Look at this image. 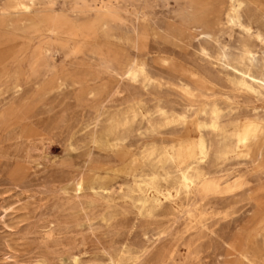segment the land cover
Masks as SVG:
<instances>
[{
    "label": "rangeland",
    "instance_id": "1",
    "mask_svg": "<svg viewBox=\"0 0 264 264\" xmlns=\"http://www.w3.org/2000/svg\"><path fill=\"white\" fill-rule=\"evenodd\" d=\"M20 1L0 0V264H264V145L235 152L264 91L234 70L251 49L264 76V0Z\"/></svg>",
    "mask_w": 264,
    "mask_h": 264
},
{
    "label": "bare ground",
    "instance_id": "2",
    "mask_svg": "<svg viewBox=\"0 0 264 264\" xmlns=\"http://www.w3.org/2000/svg\"><path fill=\"white\" fill-rule=\"evenodd\" d=\"M242 7H243L242 3H239V2L236 3L235 12L230 17V22L232 24L235 25L241 21L242 16L240 12L242 11ZM26 10H27V7L20 0H10L7 12L9 11L19 12V11H26ZM257 40L259 43L264 45V34L259 33L257 35ZM255 59H256L255 52L251 49L246 50V57L243 59V61L239 65L238 69H234V70L236 71V74H238V76L240 77L239 85L242 88L246 89L247 91H250L251 93L260 96L261 91H264V76L255 75L254 73ZM158 61H159V64H161L162 66L169 68V69L176 70L180 72L181 74H183L184 76H186L187 78H189L190 80L196 82L197 84L203 85L204 83L203 80L196 73H194L193 71H191L184 65L180 64L177 60L160 57ZM128 74L130 77H133V78L144 76L146 74L144 63L137 62L134 67L129 69ZM263 145H264V120L260 118H255L252 120L243 121L239 125V128L235 134V152L238 153V156L240 155L239 157L240 158L244 157V159L245 158L253 159L254 156L257 155L258 159L261 160L263 158ZM198 151H199V156H200L198 163L201 164L209 156V150L206 146V143L203 140L200 141L198 145ZM118 152H119L120 160L117 159L118 157L117 158L115 157V158L118 161H120L121 168H116L114 169V171L122 172V174L125 173L129 176L136 177V175L141 171V169L144 166V161L142 160V158L138 156L137 154L133 153L125 144L119 147ZM146 178L144 179L146 180ZM151 181H155V178ZM200 181H201V175L199 174V170L196 168V166L195 167L189 166L181 171L182 186L180 190L184 189L187 192H190L192 188L197 187ZM79 187L82 188L83 184H80ZM121 191H123V189Z\"/></svg>",
    "mask_w": 264,
    "mask_h": 264
}]
</instances>
